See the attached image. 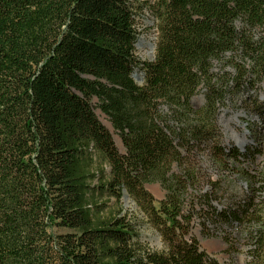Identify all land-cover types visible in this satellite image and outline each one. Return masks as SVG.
I'll return each instance as SVG.
<instances>
[{"label":"trees","instance_id":"trees-1","mask_svg":"<svg viewBox=\"0 0 264 264\" xmlns=\"http://www.w3.org/2000/svg\"><path fill=\"white\" fill-rule=\"evenodd\" d=\"M144 8L151 61L135 55ZM263 77L264 0H0V264H221L190 235L193 156L200 146L216 162L248 155L219 145L216 111L229 90ZM244 178L239 209L217 211L212 191L196 201L203 221L246 223L244 264H264V173ZM124 193L161 249L135 219L102 215Z\"/></svg>","mask_w":264,"mask_h":264},{"label":"rangeland","instance_id":"rangeland-1","mask_svg":"<svg viewBox=\"0 0 264 264\" xmlns=\"http://www.w3.org/2000/svg\"><path fill=\"white\" fill-rule=\"evenodd\" d=\"M137 38L146 44L150 42L155 45L156 30L150 14L144 8L136 18ZM137 42V43H138ZM149 43V44H150ZM139 44V43H138ZM150 54L147 49L136 44L135 55L139 61H151L154 58L155 46ZM221 65L214 63L213 70L218 71ZM224 71L233 73L230 66ZM135 73L140 75L136 69ZM140 84V81H137ZM264 77L254 85L247 84L238 91L229 90L223 102L216 111V125L218 128V142L224 150L236 148L240 153L248 152L245 158L233 161L230 157L223 162H216L207 155L204 146H200L193 156V166L199 177L197 190L190 189L188 192L193 196L194 214L192 216L190 235L194 237L200 249L219 263L244 264L248 259L249 249L246 235V223L239 224L237 221L224 222L223 218L217 220H202L200 215H205L206 207L203 202L196 201L199 192L212 191L214 197L211 205L217 211L226 209H238L249 191L244 178V173H264ZM203 90L198 91L190 100L191 106L197 109L203 104ZM90 104L98 119L110 131L112 138L120 152H123L119 137L112 129L108 118L98 109L97 100L91 99ZM181 168L173 164L171 171L178 174ZM206 179L215 181V189L206 184ZM145 188L152 194L156 201L164 196V190L157 182L145 184ZM213 189V190H212ZM191 198L185 199L183 210H186ZM110 199L108 208L102 215H110L121 212L139 222L140 235L150 247L161 249L162 243L158 234L147 224L135 204L129 198L123 199L117 204ZM203 209V210H201ZM224 239H228L231 248L227 246Z\"/></svg>","mask_w":264,"mask_h":264},{"label":"bare ground","instance_id":"bare-ground-1","mask_svg":"<svg viewBox=\"0 0 264 264\" xmlns=\"http://www.w3.org/2000/svg\"><path fill=\"white\" fill-rule=\"evenodd\" d=\"M142 41V40H141ZM140 41V43H139V46L141 47H143V48H145V49H147V52L150 54V52H151V50L153 49V45L154 44H152V43H150V42H147L146 44H142V42ZM150 43V44H149ZM263 93H264V90H263Z\"/></svg>","mask_w":264,"mask_h":264},{"label":"water","instance_id":"water-1","mask_svg":"<svg viewBox=\"0 0 264 264\" xmlns=\"http://www.w3.org/2000/svg\"><path fill=\"white\" fill-rule=\"evenodd\" d=\"M126 198H128V196L124 193L123 199H126Z\"/></svg>","mask_w":264,"mask_h":264}]
</instances>
